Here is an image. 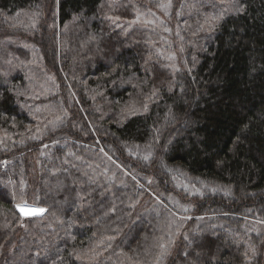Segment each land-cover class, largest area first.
<instances>
[{
	"label": "trees",
	"instance_id": "1",
	"mask_svg": "<svg viewBox=\"0 0 264 264\" xmlns=\"http://www.w3.org/2000/svg\"><path fill=\"white\" fill-rule=\"evenodd\" d=\"M214 1L178 22L172 67L118 5L0 0L1 182L45 208L21 218L0 182V264H264V0ZM27 34L52 113L9 63Z\"/></svg>",
	"mask_w": 264,
	"mask_h": 264
},
{
	"label": "rangeland",
	"instance_id": "2",
	"mask_svg": "<svg viewBox=\"0 0 264 264\" xmlns=\"http://www.w3.org/2000/svg\"><path fill=\"white\" fill-rule=\"evenodd\" d=\"M105 2L107 4L118 5V9L124 12L118 16L116 15L117 18H109L112 26L119 28L122 34L131 32L132 35L135 32L143 31L147 36V41L149 42L150 48L153 49V52L158 53L161 56V61L169 62V65H172V67L177 65L176 63L180 57H176L175 54H180L182 51L179 41L177 42L179 34L178 22L180 23L179 26L182 27L190 15H202L209 12L208 18L210 12H215L216 9L214 0H105ZM221 4L226 5L223 0H221ZM125 12H128L131 17L127 18ZM57 31L58 33L61 32L58 27ZM32 37L30 34H27L20 46L14 45L12 38L6 39V42H11L9 44L11 46L14 45L18 50L16 52L18 55L12 53L13 56H8V59H10L9 63L17 64L29 72H27V76L22 74L24 86L29 90H33V97L30 99L32 101L36 99L37 101V103L30 105V108L40 113H52V110L62 107V101L58 99L60 97L58 94L59 86L51 71L52 68H49L47 65L49 63L45 61L42 51H40L41 49H38L32 44ZM16 39L18 38L16 37ZM1 49L0 54L2 52ZM25 56H28V59H25ZM19 68L18 66L14 68V72L19 71L22 73V70L20 71ZM53 95H55V98H52ZM34 96L37 97L34 98ZM54 101L58 102L56 106L52 105ZM81 146L86 149L89 148L87 144H81ZM149 149L150 146L141 147L138 150L140 152H147ZM80 161L78 160V162ZM1 164H5V161H2ZM92 173L93 171H91V176ZM1 178L0 182L2 181ZM112 178L113 181L110 182L111 184L121 183L122 181V179L120 180L119 177L113 175ZM1 183L7 187L10 195L15 200V209L17 205L27 204L29 207L45 210L43 207L34 206L23 201V197L32 196L30 193L27 194L24 192L23 194L21 193L23 197L18 195L15 191L16 186L10 179ZM179 221L183 223L188 222V220ZM78 253L76 259L81 264H96V261L102 260V257H105L104 255L106 254L100 252L94 256L90 248Z\"/></svg>",
	"mask_w": 264,
	"mask_h": 264
},
{
	"label": "snow or ice",
	"instance_id": "3",
	"mask_svg": "<svg viewBox=\"0 0 264 264\" xmlns=\"http://www.w3.org/2000/svg\"><path fill=\"white\" fill-rule=\"evenodd\" d=\"M17 208L19 212L24 216L42 214L45 211L44 209L30 208L27 204L17 205Z\"/></svg>",
	"mask_w": 264,
	"mask_h": 264
},
{
	"label": "water",
	"instance_id": "4",
	"mask_svg": "<svg viewBox=\"0 0 264 264\" xmlns=\"http://www.w3.org/2000/svg\"><path fill=\"white\" fill-rule=\"evenodd\" d=\"M30 208H32V207H30ZM35 209H37V208H35ZM17 213L21 216V218H30V217H35V216H38V215H41V214H37V215H32V216H24V215H22L20 212H19V210L17 209Z\"/></svg>",
	"mask_w": 264,
	"mask_h": 264
}]
</instances>
